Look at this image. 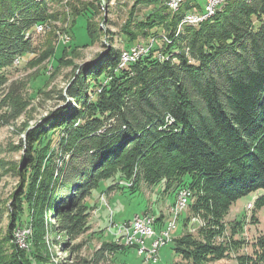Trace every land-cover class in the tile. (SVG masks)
<instances>
[{
	"label": "trees",
	"instance_id": "trees-1",
	"mask_svg": "<svg viewBox=\"0 0 264 264\" xmlns=\"http://www.w3.org/2000/svg\"><path fill=\"white\" fill-rule=\"evenodd\" d=\"M139 5L153 6L141 20ZM194 6L185 0L172 12L160 0H134L120 32L126 48L142 44L148 51L123 68L121 50L106 45L93 63L70 62V100L58 91L66 103L29 132L27 168L0 239V264H52L40 250L48 227L64 245L66 256L56 264H100L120 250L103 242L89 259L79 254L82 244L68 246L88 230V201L99 183L115 176L129 180L131 189L139 181H164L190 190V215L202 226L174 240L178 264H214L237 251L241 240L231 239L242 225L233 222L227 230L224 219L238 199L264 189V0H228L214 16L176 34ZM49 10L46 0H0V107L8 109L7 122L28 102L24 82L8 83L3 70L26 56L24 32L52 17ZM74 11L86 19L89 44L99 40L101 28L90 22L94 7ZM49 133H57L55 140H47ZM262 206L264 196L253 209ZM46 214L53 215L48 226ZM20 226L30 229L25 249L13 243ZM249 244L238 264H264V234Z\"/></svg>",
	"mask_w": 264,
	"mask_h": 264
},
{
	"label": "rangeland",
	"instance_id": "rangeland-1",
	"mask_svg": "<svg viewBox=\"0 0 264 264\" xmlns=\"http://www.w3.org/2000/svg\"><path fill=\"white\" fill-rule=\"evenodd\" d=\"M46 1L52 17H47L44 22L35 24L31 30L24 32L23 39L29 42V52L26 56L15 57L11 66L3 70L8 83L24 82L23 99H26L28 105L19 116L8 122L6 121L7 117H4L9 114L8 109L0 107V211H2L0 239L6 236L7 224L16 210L15 200H19L17 196L24 181L22 171L27 168L25 155L28 151V144H30L28 142L29 132L42 125L43 118L50 111L66 103L58 99V91L67 100H70L66 97V87L71 81V72L73 71L70 62L78 64V66L87 62L93 63L109 47L121 50V56L123 52H127L134 46L126 48L127 41L120 32L134 0H60L58 3ZM193 1L196 6L188 11L196 10L199 7L203 8L205 0ZM89 4L94 7L96 12L90 17L91 24L101 28L99 40L92 44H89L86 33V19L83 16H75L76 12L74 11ZM161 4L163 5L162 1ZM220 5L217 6V10L222 7V4ZM164 6L166 5L164 4ZM152 7V5H139L135 9L136 19L141 20ZM166 7L168 8V6ZM178 8L170 11H177ZM181 22L182 20L177 26L176 34L184 25ZM40 24H42L41 27L36 28ZM137 45L146 49L142 44L135 46ZM76 72L77 70L75 74ZM3 96L4 90L0 89V105L3 103ZM51 134L47 135V140L49 138L55 140L57 133ZM56 162L60 163L59 159ZM185 180L189 181V177ZM130 185L129 180L116 176L99 183L92 198L88 201L90 206L88 230L76 240L69 242V248L82 244L79 251L80 256L90 259L103 242H111L121 248L115 252L107 253L106 259L100 264H178L180 257L174 250V240L185 232L194 233L202 226V221L190 215L188 205L181 207L180 203L176 206L172 204L178 190H174L173 187L167 188L164 181L154 185L139 181L133 189ZM261 196H264V189L241 197L230 207L224 224L229 230L230 223L239 221L242 231L234 235L231 240H243V244L241 245V241H238L240 247L237 248V251H230L224 259L216 261L214 264H238L237 256L250 253L249 243L255 236L264 234V206L257 211L253 209L254 201ZM249 203L251 206H248ZM172 206L174 207L171 208ZM171 213H174L172 220ZM136 214L153 215L156 219L157 230L161 228L159 219L163 218V215L166 216V220L168 219L167 222L165 220L166 224L172 222V231L170 230L167 234L170 240L159 248L157 256L160 253V257L158 256L156 263L143 261L137 255L135 248L120 243L119 235L107 234V230H114L118 223H125ZM253 216H255V221L252 220ZM50 222H53V215L46 214L44 225L48 226ZM175 227L178 229L177 232L174 231ZM49 230L48 227V230L44 231L45 245L41 246L40 250L52 264H56L63 261L66 256L64 245L59 242V237H53ZM29 234V226L16 228L13 231L14 245L25 249L27 247L26 237Z\"/></svg>",
	"mask_w": 264,
	"mask_h": 264
},
{
	"label": "built area",
	"instance_id": "built-area-1",
	"mask_svg": "<svg viewBox=\"0 0 264 264\" xmlns=\"http://www.w3.org/2000/svg\"><path fill=\"white\" fill-rule=\"evenodd\" d=\"M220 0L205 1L203 8L197 11H191L189 17H199L202 11L212 9L215 4H219ZM178 0H174V5ZM42 24L36 26V28L41 27ZM142 46H132L128 49V52H132L133 55L137 52H146ZM183 194V188L181 190ZM184 200H188L189 197L183 196ZM179 213V211H177ZM174 219V213H171V220ZM156 219L151 214H141L134 215L131 219L127 220L125 223H118L114 230H107V234L110 235H120V243L125 246H131L135 248L136 253L145 262L156 263L158 262L157 252L159 248L168 242V236L165 232H157V240L149 241L150 230H155Z\"/></svg>",
	"mask_w": 264,
	"mask_h": 264
},
{
	"label": "bare ground",
	"instance_id": "bare-ground-1",
	"mask_svg": "<svg viewBox=\"0 0 264 264\" xmlns=\"http://www.w3.org/2000/svg\"><path fill=\"white\" fill-rule=\"evenodd\" d=\"M36 1H43V0H36ZM163 2V5L165 4L166 6H168V8L171 10H175L177 9L181 3L184 1V0H178V2H176V4L174 5V0H161ZM205 1H213V0H205ZM226 2V0H220L219 1V4H215L214 7H212V9H208L206 11H202L201 12V16L199 17H194V18H191L189 17V13L191 11H187L185 14H184V17L182 18V23L184 24H188V25H197V24H200L201 21L203 20H206V18L210 17V16H214L215 15V12L217 11V6H219L220 4H223ZM199 5V4H198ZM200 6V5H199ZM221 6V5H220ZM194 8V7H193ZM221 8V7H220ZM219 8V9H220ZM193 11V10H192ZM217 13V12H216ZM145 46V45H144ZM148 51V50H147ZM145 52H137V54L133 55V58H132V52H123L120 56V62L118 64V67L122 68L123 66H125V64H127L128 62H132L134 61L139 55L143 54ZM17 63V62H16ZM182 189H179L176 193V198L173 202V204H175L174 206H176V204L180 203L179 205L181 207H185L187 206L188 204V201L191 197V192L189 189L187 188H183V194L181 192ZM183 196H186V197H189L188 200H184V197ZM174 206H172L171 208H173ZM248 206H251V204L249 203ZM172 210V209H170ZM156 223V222H155ZM172 223V222H171ZM169 223V224H165L163 226V228H160V231L156 230V227H155V230H150V233H149V238H151L149 241H156L157 240V233L156 232H165L166 234H169V231L171 230L172 231V224ZM157 224V223H156ZM119 238H120V235H119ZM164 245V244H163ZM162 245V246H163ZM161 246V247H162ZM157 264V263H156Z\"/></svg>",
	"mask_w": 264,
	"mask_h": 264
},
{
	"label": "crops",
	"instance_id": "crops-1",
	"mask_svg": "<svg viewBox=\"0 0 264 264\" xmlns=\"http://www.w3.org/2000/svg\"><path fill=\"white\" fill-rule=\"evenodd\" d=\"M174 202V201H173ZM173 202H172V204H173ZM166 216H164L163 215V218H161V219H159V224H161V228H163V226L166 224V222H167V220H166V218H165ZM165 220H166V222H165ZM165 222V223H164ZM158 229H160V228H158ZM156 230H157V228H156ZM175 232H177L178 231V229L175 227V230H174ZM180 231V230H179ZM158 256L160 257V253H158Z\"/></svg>",
	"mask_w": 264,
	"mask_h": 264
},
{
	"label": "water",
	"instance_id": "water-1",
	"mask_svg": "<svg viewBox=\"0 0 264 264\" xmlns=\"http://www.w3.org/2000/svg\"><path fill=\"white\" fill-rule=\"evenodd\" d=\"M80 65H82V64H80Z\"/></svg>",
	"mask_w": 264,
	"mask_h": 264
}]
</instances>
